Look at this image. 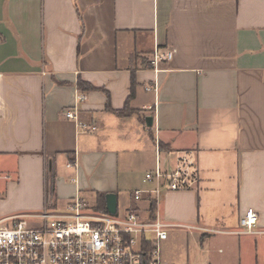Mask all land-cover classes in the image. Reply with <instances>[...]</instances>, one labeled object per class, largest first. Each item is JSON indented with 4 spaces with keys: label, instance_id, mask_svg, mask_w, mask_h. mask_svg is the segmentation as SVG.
<instances>
[{
    "label": "crops",
    "instance_id": "crops-1",
    "mask_svg": "<svg viewBox=\"0 0 264 264\" xmlns=\"http://www.w3.org/2000/svg\"><path fill=\"white\" fill-rule=\"evenodd\" d=\"M155 48L172 53L157 69ZM78 93L94 131L62 114ZM182 156L195 182L155 201L160 250H183L163 262L264 264V0H0V219L96 192L149 219L133 191ZM248 208L255 232H230Z\"/></svg>",
    "mask_w": 264,
    "mask_h": 264
},
{
    "label": "built area",
    "instance_id": "built-area-1",
    "mask_svg": "<svg viewBox=\"0 0 264 264\" xmlns=\"http://www.w3.org/2000/svg\"><path fill=\"white\" fill-rule=\"evenodd\" d=\"M171 58L170 51L155 48L149 63L157 69L158 64ZM152 88L155 85L145 86L146 90ZM85 99L84 93L76 94L74 105L64 108L62 114L82 131L91 132L96 126L80 120L76 108V102ZM195 170L184 156L172 170H162L157 163L143 178L154 187L134 190L133 201L145 197L156 201L162 190L191 188ZM256 221L257 213L248 208L239 218L240 229L230 232L253 233ZM168 227L134 208L124 213L117 210L113 215L90 211L75 196L61 209L47 206L37 213L0 219V264H167L161 259L160 242L167 238Z\"/></svg>",
    "mask_w": 264,
    "mask_h": 264
},
{
    "label": "trees",
    "instance_id": "trees-1",
    "mask_svg": "<svg viewBox=\"0 0 264 264\" xmlns=\"http://www.w3.org/2000/svg\"><path fill=\"white\" fill-rule=\"evenodd\" d=\"M78 84H79V86H82V88H84V89H91V90L96 89V87H94L93 85H91L87 82L81 81V80L78 82ZM131 85H133V80H132ZM105 108H106V110L112 111L113 113L120 115V116L126 115L130 112V109L127 106V102L124 104L123 108H121V109H112V107L110 106L108 96H107V100L105 103ZM51 177L53 179L52 172H51V176L49 177L48 170H47V174H46V199L47 200L50 199V197L53 194ZM49 192L51 193L50 195H49ZM94 207L99 212L107 213V210L105 208V193L104 192H96V194H95V206ZM148 211H149V219L150 220L154 219V217H155V201L153 199L148 204Z\"/></svg>",
    "mask_w": 264,
    "mask_h": 264
},
{
    "label": "rangeland",
    "instance_id": "rangeland-1",
    "mask_svg": "<svg viewBox=\"0 0 264 264\" xmlns=\"http://www.w3.org/2000/svg\"><path fill=\"white\" fill-rule=\"evenodd\" d=\"M150 171H153V169H151ZM143 174H144V173H142L141 176H142ZM0 196H2V195H0ZM94 197H95V196L92 194V195L90 196V199L88 200V202L85 203V205H86L87 208L90 209V211H96V212H97V210H96L95 207H94V206H95ZM129 202H130L129 192H127L126 194H124V193H119L118 206H117V210H118V212H119V213H124V210H125L124 206H125L126 204H128ZM48 208H49V209H61V207L53 208V206H52V205H49V204H48ZM169 240H170V239H169ZM161 252H162L163 255H164L165 252H166V253H168V254H170V255H173L174 257H181V256H182V252H183V250L181 249V247H180L179 245L176 246V247H174V248L169 247L168 250H165V249H164V246L161 245ZM162 261H164V260H162ZM165 262H166V261H165Z\"/></svg>",
    "mask_w": 264,
    "mask_h": 264
},
{
    "label": "water",
    "instance_id": "water-1",
    "mask_svg": "<svg viewBox=\"0 0 264 264\" xmlns=\"http://www.w3.org/2000/svg\"><path fill=\"white\" fill-rule=\"evenodd\" d=\"M151 121L152 120L150 117L146 118V124L147 125H151ZM51 172H52V162L50 160L48 163V175H49V177L51 176ZM50 194L51 193L49 192V195ZM105 208L109 214L113 215L116 213L117 201H116V194L115 193L109 192V193L105 194Z\"/></svg>",
    "mask_w": 264,
    "mask_h": 264
}]
</instances>
